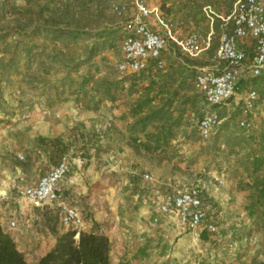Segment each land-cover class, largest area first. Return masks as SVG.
<instances>
[{
  "label": "rangeland",
  "instance_id": "374dc122",
  "mask_svg": "<svg viewBox=\"0 0 264 264\" xmlns=\"http://www.w3.org/2000/svg\"><path fill=\"white\" fill-rule=\"evenodd\" d=\"M147 2L186 33L207 30L208 14L225 13L234 0ZM123 3L124 12L114 10ZM15 7H23L24 16L7 22ZM65 7L69 15L83 9L81 22L72 24L84 29L76 41L32 36L34 25L47 24L46 13ZM1 11L7 20L0 18V192L11 205L18 207V197L27 207L26 244H34L36 232L58 236L71 229L57 206L20 195L68 155L82 190H61L81 211L80 230L108 236L110 264L264 261V198L257 199L252 185L257 179L264 187V101L257 98L244 111L243 91L212 106L194 83L199 68L217 65L219 20L213 44L201 55L188 56L169 43L161 67L150 62L144 70L121 72V42L134 13L130 0H0ZM148 21L156 25L154 16ZM18 39L27 50L8 61ZM211 110L220 122L202 137L198 118ZM247 118L250 127H241ZM189 187L199 189L211 224L206 238L182 228L176 234L171 217L158 209L162 193Z\"/></svg>",
  "mask_w": 264,
  "mask_h": 264
},
{
  "label": "built area",
  "instance_id": "2783aa9c",
  "mask_svg": "<svg viewBox=\"0 0 264 264\" xmlns=\"http://www.w3.org/2000/svg\"><path fill=\"white\" fill-rule=\"evenodd\" d=\"M130 2L134 13L132 19L126 22L127 31L121 42L122 57L117 63L119 71L137 72L146 69L150 62L154 67H161L164 62L162 52L169 43L188 56L201 55L213 44L217 20L221 23L214 51L217 65L201 67L194 76L195 86L206 102L210 105L225 103L243 93L239 85L245 70L251 75H259L264 71V0H234L225 13L211 11L208 14L210 24L207 30L186 33L166 19L157 5L150 6L147 0ZM113 8L122 13L126 4H116ZM151 16H154L155 26L148 21ZM257 98L255 88L247 89L243 96L244 111L253 109ZM219 122L220 116L215 110L204 113L198 120L200 135L209 137ZM239 124L249 128L251 123L247 118L241 119ZM71 171V158L64 155L35 183L22 188L20 195L35 204L57 206L61 211V222L78 233L84 224L81 211L66 199L58 187V183ZM143 177L147 181L153 180L149 172L143 173ZM7 197L6 192H0V201ZM158 209L163 213H176L179 221L194 236H199L203 229L211 228L196 187L162 193L158 199ZM9 225L14 226L15 220H10Z\"/></svg>",
  "mask_w": 264,
  "mask_h": 264
},
{
  "label": "trees",
  "instance_id": "16d2710c",
  "mask_svg": "<svg viewBox=\"0 0 264 264\" xmlns=\"http://www.w3.org/2000/svg\"><path fill=\"white\" fill-rule=\"evenodd\" d=\"M12 10L13 11H10L12 17L9 20L5 19V15L2 11L0 12V18L5 21L7 20V22L14 21L19 23V18L20 16H24L25 9L23 7H15ZM69 14L70 12L67 7L60 11L56 8L51 9L46 13L47 24L43 26L38 24L34 25L31 32L32 36L36 37L38 34L43 33L46 36H49L52 40L76 41L79 38L80 33L84 32L82 31L84 29L81 30L80 25L72 27V24L75 22H81L83 19V9L75 11L73 15ZM82 26L87 25L84 24ZM15 32L18 33V30H8L6 35H11ZM26 50L27 47L23 40L18 39L14 44L13 50L7 54V60L15 61L21 54L25 53ZM126 80V76L121 78L122 85L126 84ZM239 86L242 91H246L249 88H255L258 93V99L264 101V71L259 75H245L241 78ZM257 158L258 157L255 159ZM252 185L255 186L254 191L257 192V199L261 200V197L264 198V187L260 186L257 179L252 182ZM76 233V229H69L58 235L55 244L46 253L40 256L38 261L34 264H110L109 254L111 243L106 234L79 230L78 236L76 237ZM200 235L201 237L206 238L207 230L203 229ZM0 264H31L27 261L24 253L18 249L10 234L4 231L1 225ZM260 264H264V261H260Z\"/></svg>",
  "mask_w": 264,
  "mask_h": 264
},
{
  "label": "crops",
  "instance_id": "0c3cea01",
  "mask_svg": "<svg viewBox=\"0 0 264 264\" xmlns=\"http://www.w3.org/2000/svg\"><path fill=\"white\" fill-rule=\"evenodd\" d=\"M56 129L57 127H52V134H56ZM52 166H50V168ZM71 173L68 174L63 180H61L58 183V186L60 189L62 188L69 190L70 192L77 193L79 190L82 189H78L79 187L75 184V176ZM15 199H17L16 201L18 202V207L16 205H11L9 199L8 201L3 200L2 202H0V225L2 226L4 231L10 234V236L15 241L18 249L24 253L26 259L29 260L32 264H34L38 261L40 256L46 253L55 244L57 236L52 234L50 230H47L46 234L36 232L35 234H32L33 238H35L34 244H26L25 239L27 238V235H29V233L26 232L27 228L23 226V221L27 220L28 209L25 205L20 203V201L22 200L21 198H13V200ZM166 214L171 217V223L176 226V234H178L177 232H180V228L187 230L185 225H183L179 221V218L176 213L167 212ZM12 219L15 220L14 226L9 225V221ZM62 232L63 230L60 229L57 235H60ZM47 240H50L51 243L48 244Z\"/></svg>",
  "mask_w": 264,
  "mask_h": 264
}]
</instances>
